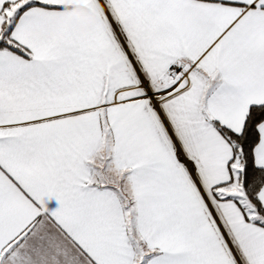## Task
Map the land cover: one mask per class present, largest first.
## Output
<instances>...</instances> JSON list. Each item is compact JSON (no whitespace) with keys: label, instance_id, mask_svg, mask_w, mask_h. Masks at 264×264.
<instances>
[{"label":"snow or ice","instance_id":"obj_1","mask_svg":"<svg viewBox=\"0 0 264 264\" xmlns=\"http://www.w3.org/2000/svg\"><path fill=\"white\" fill-rule=\"evenodd\" d=\"M0 264H264V0H0Z\"/></svg>","mask_w":264,"mask_h":264},{"label":"clouds","instance_id":"obj_2","mask_svg":"<svg viewBox=\"0 0 264 264\" xmlns=\"http://www.w3.org/2000/svg\"><path fill=\"white\" fill-rule=\"evenodd\" d=\"M77 12H79V13L82 14V15H88L87 10L84 9V8H82V7H78V8H77ZM89 19H90L91 21H94V17H91L90 15H89Z\"/></svg>","mask_w":264,"mask_h":264},{"label":"crops","instance_id":"obj_3","mask_svg":"<svg viewBox=\"0 0 264 264\" xmlns=\"http://www.w3.org/2000/svg\"><path fill=\"white\" fill-rule=\"evenodd\" d=\"M77 8L78 7H73L70 10L74 13V14H80L79 12H77Z\"/></svg>","mask_w":264,"mask_h":264}]
</instances>
